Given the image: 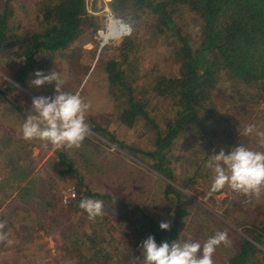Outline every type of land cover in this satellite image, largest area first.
Returning a JSON list of instances; mask_svg holds the SVG:
<instances>
[{
    "label": "trees",
    "instance_id": "obj_1",
    "mask_svg": "<svg viewBox=\"0 0 264 264\" xmlns=\"http://www.w3.org/2000/svg\"><path fill=\"white\" fill-rule=\"evenodd\" d=\"M36 5L35 22L24 25L16 18L9 0H0V52L14 60L10 65L11 73H8L9 82L0 88L2 117L6 123L22 125L31 111V106L13 98L8 90L17 89L15 85L30 86L36 69L42 72L43 65L68 48L80 50L89 39L94 42L97 20L87 12L85 0H37ZM109 6L116 16L128 20L131 26L130 33L123 36L118 45L112 46L115 53H107L109 45L100 52L96 62L104 71L105 81L117 92L118 100L112 113L115 120L127 128L143 124L153 139L149 150L125 144L119 146L148 159L153 168L170 182L178 180L182 190L194 189L200 162L209 160L213 152L221 149L213 138L222 127L209 128L214 123L210 119L209 103H206L218 79L231 86H243L250 99L264 98V0H110ZM186 14L191 16L192 26L186 23ZM141 37L143 41L162 39L161 43L168 46L169 62L174 67L167 69L154 61L141 73L134 66L142 57L144 45ZM128 64H133L132 68H127ZM46 85L45 91H48L51 84ZM164 105L167 116L158 118L157 112ZM262 119V124L256 120L250 124L255 125L256 130L264 131V112ZM90 125L95 134H109L99 121L90 122ZM4 138L5 141L12 140L10 143L14 146L11 149L16 147L13 135L0 128V140ZM255 138L254 133L246 136V144L264 151L258 141L254 142ZM179 140L185 142L187 153L181 158H172L171 152H177L175 144ZM21 143L17 144L18 149L25 144ZM82 145L91 146L92 150L95 147L88 136ZM205 146L209 148L203 149ZM84 149L83 146L79 154L84 155ZM59 150L58 173L65 174L71 161L66 158L68 149ZM12 153L24 161H16L13 154L9 155L16 164L10 167L7 175L2 174V190L8 186L7 189L13 187L19 193L34 191L36 197L33 201H24L27 204L25 209L43 205L44 193L37 174L29 171L27 156L14 150ZM173 162L180 163L183 175L177 174L178 166ZM178 186L165 184L162 199L166 208L163 218L159 219L155 208L147 210L116 195L91 192L88 187L82 195L78 185L80 194L73 200L94 196L96 200H102L104 206L117 208L119 214L128 216L130 233L127 239L129 243L134 242L129 245L121 239L113 241L111 234L105 242L103 239L99 241L95 240V235L91 236L92 233L83 240L78 236L74 238L76 235L72 232L69 243L79 252L68 258V264H141L139 245L149 235L158 245L179 239L188 211L181 202L187 198L186 194ZM6 192L0 197V204ZM18 207L22 208L21 203ZM162 221L170 223L169 230H160ZM245 232L246 236L238 237L237 253L223 264H264V253L257 246H263L261 242H264V216L258 220L248 218ZM86 240L92 242L91 247H84Z\"/></svg>",
    "mask_w": 264,
    "mask_h": 264
},
{
    "label": "rangeland",
    "instance_id": "obj_2",
    "mask_svg": "<svg viewBox=\"0 0 264 264\" xmlns=\"http://www.w3.org/2000/svg\"><path fill=\"white\" fill-rule=\"evenodd\" d=\"M85 1L87 12L95 16L97 20L93 35L94 42H92V38L89 39L81 46L80 50L73 51L71 47L68 48L54 57L51 62L43 65L41 70L45 75L50 74L53 70L58 71L61 74L62 91L78 93L86 103H90L91 107L85 116L86 123L91 126L90 122L99 121L109 134H103V136L95 134L92 126L89 127L87 136L95 145L94 149L92 150L90 149L91 146L85 145H81L82 147L79 149H68L65 154L71 163L66 167L68 172L60 174L57 165L60 150L51 145L45 148L42 142L36 139L24 140L20 132L21 124H17V122L6 123L3 119V105L0 101V128L13 135L16 144V147L11 149V146H14L13 143H10L12 140L5 141V138L0 140V197L7 190L6 197L0 204V222L5 224L3 231L8 234V239L11 241V243L7 241L0 243V264H68V258L79 252L69 243L72 240L69 239L72 232L76 235L74 238L78 236L83 240L92 233L91 236L94 237L95 235V240L101 241L103 239L105 242L108 234H111L113 241L114 239H121L120 241L126 244H133L134 240L129 243L127 239V234L130 233L127 215L125 218L122 216L123 213L122 215L119 214L117 208H110L105 205L103 215L89 219L86 212L79 207V203L83 199L96 200L97 198L83 196L80 201H74L73 198L68 203H64L62 201L63 193L67 194L69 189L75 192V196L79 195L80 192L83 195L85 187H88L91 192L110 196L116 195L136 206H142L144 209L155 208L158 218L162 219V213L166 208L162 199L163 188L167 182L176 187L179 185L178 180L172 183L166 176L157 172L148 159L139 157L129 149L119 146V144H125L126 146H136L142 150H149L153 145V139L143 124L127 128L125 125L119 124L114 118L112 111L115 110L114 104L118 100L117 92L105 81L104 71L96 62L100 52L109 45L110 48L108 47L107 53L114 54L115 49L111 48L116 44L118 45L122 37L109 40L97 52L96 31L105 22L106 7L111 10L110 0ZM36 2L37 0H9V4L14 8L16 18L24 25L35 22ZM123 20L131 27L128 20ZM186 23L189 26L193 25L191 16L188 14H186ZM143 40L144 38L141 37V42ZM161 42L162 39L158 42L153 41V39L142 42L144 45L142 57L138 59L137 64H134L141 73L147 70L154 61L167 69L174 67L169 62L167 44ZM12 62L14 60H9L4 52H0V88L9 82L8 73H11L10 65ZM158 64L157 66H159ZM132 66L133 64L126 65L127 68H132ZM37 71L39 68L35 72ZM141 78L142 76L139 78L142 81ZM15 86L17 89L8 90L11 96L29 106L35 97L55 95V88H53L55 83L49 86L48 91H45L48 85H42L39 88L32 86L31 83L27 87ZM246 91L247 89L243 86H231L219 78L210 92L209 101L206 102L209 103L208 110H211L212 113L209 115L214 123L209 128H215L218 125L222 127L218 135L213 138L214 143L219 144L226 154L231 148L238 145L257 150L255 146L251 148L248 143L246 144V136L242 133L243 128L254 120L260 124L263 123L262 113L264 109L260 102L262 98L250 99ZM166 110L167 107L164 105L157 112V117L163 116L164 118L167 116ZM111 136L113 137L112 141H110ZM255 141H258L257 137ZM21 142L25 144L18 149L17 144ZM189 142L191 143L192 140ZM83 146L85 148L83 150L84 155L79 154ZM184 147L185 142L183 140L177 141L175 144L177 152L175 150L171 152L172 158L183 157L187 153ZM208 148V146L203 147L205 150ZM13 150L19 155L27 156L26 163L30 164L29 171L37 174L41 192L44 193L45 202L43 205L41 203L36 207L25 209L27 204L25 205L24 201H33L36 197L34 191L19 193L13 187L7 189L8 186L4 188V191L2 190V174L7 175L6 172L16 164V161L23 160L13 154ZM218 153L219 151L213 152L210 156ZM11 154L16 161L9 158ZM207 162L208 160L200 162L201 169L197 172L198 177L193 184L194 189L182 190L178 186L186 194L187 198H183L181 202L188 211V216L180 229L178 238L179 240L191 238L193 242L198 240L203 244L218 231L227 233L230 244L218 246L212 257L214 264H223L228 257L237 253L238 237L240 235L246 236L245 229L248 218L249 220H258L264 216V193L260 195L261 198L245 197L225 187L223 190L214 193L211 198H207L212 177L211 169L206 167ZM174 165L178 166L176 168L177 174L183 175V168L180 163H174ZM78 185H80V192ZM11 201H13L12 205L7 206V208L6 204ZM17 203H21L22 208L18 207ZM109 243L115 244L112 241ZM261 244L263 246H257L264 253V242ZM91 245L92 242L86 240L84 247H91Z\"/></svg>",
    "mask_w": 264,
    "mask_h": 264
},
{
    "label": "clouds",
    "instance_id": "obj_3",
    "mask_svg": "<svg viewBox=\"0 0 264 264\" xmlns=\"http://www.w3.org/2000/svg\"><path fill=\"white\" fill-rule=\"evenodd\" d=\"M35 79L30 83L39 88L45 84L55 83V95L35 97L31 102V111L22 123L20 132L24 140H39L43 147L49 145L55 149H79L89 134V125L85 116L91 105L81 96L62 91L58 71L45 75L41 71L34 73ZM255 134L261 148H264V131H258L255 125H246L243 135ZM206 167L211 169L212 177L207 198L225 187L245 197L259 198L264 193V151L251 150L243 145L231 148L226 154L221 149L218 154L210 156ZM89 219L103 215L102 200L83 199L79 203ZM5 224L0 222V243L7 241L8 234L3 231ZM162 231L170 229L168 221L159 224ZM221 244L229 245L227 233L216 232L203 244L191 238L164 241L159 245L149 235L141 242V264H214L213 254ZM140 260V257L137 258Z\"/></svg>",
    "mask_w": 264,
    "mask_h": 264
},
{
    "label": "built area",
    "instance_id": "obj_4",
    "mask_svg": "<svg viewBox=\"0 0 264 264\" xmlns=\"http://www.w3.org/2000/svg\"><path fill=\"white\" fill-rule=\"evenodd\" d=\"M105 11H106L104 18L105 22L103 23V26L98 28L96 31L97 41H98L97 52H99L109 42V40L120 38L130 33L129 25L122 18L116 16L107 7ZM105 34H108L109 36L107 39H105L106 38ZM260 102H261V107L264 109V98H262ZM74 197H75V192L69 189L67 194L63 193L62 201L64 203H68Z\"/></svg>",
    "mask_w": 264,
    "mask_h": 264
},
{
    "label": "bare ground",
    "instance_id": "obj_5",
    "mask_svg": "<svg viewBox=\"0 0 264 264\" xmlns=\"http://www.w3.org/2000/svg\"><path fill=\"white\" fill-rule=\"evenodd\" d=\"M105 37H106L105 39H107L109 37L108 34H105Z\"/></svg>",
    "mask_w": 264,
    "mask_h": 264
}]
</instances>
